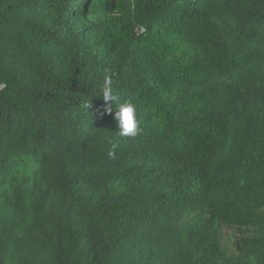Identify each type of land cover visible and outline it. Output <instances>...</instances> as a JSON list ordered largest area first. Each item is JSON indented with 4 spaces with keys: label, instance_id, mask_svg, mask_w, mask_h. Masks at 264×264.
<instances>
[{
    "label": "trees",
    "instance_id": "16d2710c",
    "mask_svg": "<svg viewBox=\"0 0 264 264\" xmlns=\"http://www.w3.org/2000/svg\"><path fill=\"white\" fill-rule=\"evenodd\" d=\"M0 85V264H264V0H0Z\"/></svg>",
    "mask_w": 264,
    "mask_h": 264
},
{
    "label": "clouds",
    "instance_id": "9594fccd",
    "mask_svg": "<svg viewBox=\"0 0 264 264\" xmlns=\"http://www.w3.org/2000/svg\"><path fill=\"white\" fill-rule=\"evenodd\" d=\"M103 100L107 106L104 109L105 113L111 114L117 122L119 135L122 137L135 138L141 134L142 129L136 117L135 105L129 101H119L112 89V81L110 77H105L103 87L101 89ZM115 105V107H113ZM89 106V105H88ZM116 146L113 145V149ZM109 156L113 155L109 151Z\"/></svg>",
    "mask_w": 264,
    "mask_h": 264
},
{
    "label": "built area",
    "instance_id": "2783aa9c",
    "mask_svg": "<svg viewBox=\"0 0 264 264\" xmlns=\"http://www.w3.org/2000/svg\"><path fill=\"white\" fill-rule=\"evenodd\" d=\"M4 88V85H0V90H2Z\"/></svg>",
    "mask_w": 264,
    "mask_h": 264
}]
</instances>
